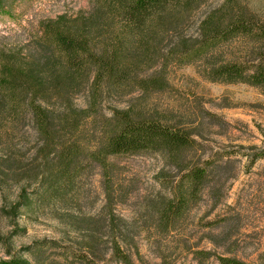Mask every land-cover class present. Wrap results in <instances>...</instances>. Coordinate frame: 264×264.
Listing matches in <instances>:
<instances>
[{
	"label": "trees",
	"instance_id": "obj_1",
	"mask_svg": "<svg viewBox=\"0 0 264 264\" xmlns=\"http://www.w3.org/2000/svg\"><path fill=\"white\" fill-rule=\"evenodd\" d=\"M208 1L91 0L88 10L41 20L21 45L0 43V183L20 185L21 205L71 209L89 198L85 179L95 167L115 217L117 165L110 156L156 150L183 170L175 195L159 201L158 223L169 228L184 215L208 178L205 167L183 160L196 143L192 129L149 114L141 104L107 114L101 96L108 86L121 93L137 89L140 97L162 90L173 63L195 64L213 81L264 89V13L246 0H222L204 9L196 33L188 32L185 24ZM235 39L245 43L240 55L222 48ZM85 91L89 99L80 106L76 96ZM82 218L89 241L79 255L86 264H101L105 235L93 215ZM111 236L116 264H150L133 257L120 232ZM219 258L220 264H264Z\"/></svg>",
	"mask_w": 264,
	"mask_h": 264
},
{
	"label": "rangeland",
	"instance_id": "obj_2",
	"mask_svg": "<svg viewBox=\"0 0 264 264\" xmlns=\"http://www.w3.org/2000/svg\"><path fill=\"white\" fill-rule=\"evenodd\" d=\"M246 1L264 13V0ZM220 2L209 0L184 28L196 33L204 9ZM91 5V0L2 1L0 43L21 45L39 31L41 20L88 10ZM244 44L235 39L222 48L240 55ZM167 76L166 88L141 97L137 89L121 93L105 87L102 106L112 114L116 107L141 104L149 114L192 129L196 143L185 153L184 163L208 171L193 205L169 228L159 225V201L175 195L183 170L156 150L110 156L117 165L115 217L105 204L99 168L91 169L85 179L89 198L71 209L21 205L20 185L0 183V264L10 259L86 264L79 255L89 241L84 213L99 221L105 235L98 250L106 255L101 264H116L110 249L114 232L122 234L123 246L138 262L220 264V255H230L264 263V89L246 82L210 80L195 64H170ZM88 99L85 91L75 102L86 106Z\"/></svg>",
	"mask_w": 264,
	"mask_h": 264
}]
</instances>
